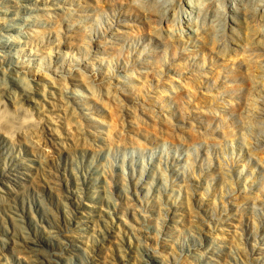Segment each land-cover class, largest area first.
Instances as JSON below:
<instances>
[{
  "label": "rangeland",
  "instance_id": "1",
  "mask_svg": "<svg viewBox=\"0 0 264 264\" xmlns=\"http://www.w3.org/2000/svg\"><path fill=\"white\" fill-rule=\"evenodd\" d=\"M26 3L0 0L6 263L264 264V0Z\"/></svg>",
  "mask_w": 264,
  "mask_h": 264
},
{
  "label": "bare ground",
  "instance_id": "2",
  "mask_svg": "<svg viewBox=\"0 0 264 264\" xmlns=\"http://www.w3.org/2000/svg\"><path fill=\"white\" fill-rule=\"evenodd\" d=\"M17 3H19L20 7H24V8H28L29 5L26 3V2H29L30 0H15ZM205 0H186V2H188L191 6V19L190 21H192L194 15H197L198 16V12H200L201 10V5L203 4ZM220 5H222V3H220ZM245 8L249 9L250 6L249 5H246L244 6ZM170 20V18H169ZM6 28L8 30H13L14 27H12L11 25H6ZM10 36H12L10 33H3V34H0V42L4 41V42H8L9 39H10ZM264 37V36H262ZM31 244V247L32 248H38L39 249V245H37L36 242H30ZM0 264H7L6 263V260H5V257L3 258L2 256H0Z\"/></svg>",
  "mask_w": 264,
  "mask_h": 264
}]
</instances>
